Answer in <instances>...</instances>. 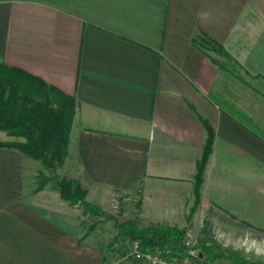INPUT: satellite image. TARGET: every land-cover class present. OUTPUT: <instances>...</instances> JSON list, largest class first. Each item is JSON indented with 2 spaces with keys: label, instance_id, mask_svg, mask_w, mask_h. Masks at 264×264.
I'll use <instances>...</instances> for the list:
<instances>
[{
  "label": "crops",
  "instance_id": "obj_1",
  "mask_svg": "<svg viewBox=\"0 0 264 264\" xmlns=\"http://www.w3.org/2000/svg\"><path fill=\"white\" fill-rule=\"evenodd\" d=\"M202 35L242 72L264 75V0H0V61L75 99L59 169L87 189L104 223L119 220L109 208L116 190L138 191L140 227H186L214 249L246 251L264 235V115L224 105L227 71L192 44ZM199 117L214 137L188 218L207 137ZM14 140L23 138L0 130V142ZM37 170L46 169L0 146V264H102L58 190L35 191Z\"/></svg>",
  "mask_w": 264,
  "mask_h": 264
},
{
  "label": "trees",
  "instance_id": "obj_2",
  "mask_svg": "<svg viewBox=\"0 0 264 264\" xmlns=\"http://www.w3.org/2000/svg\"><path fill=\"white\" fill-rule=\"evenodd\" d=\"M192 44L205 54L209 49L233 61L223 46L211 37L198 36L192 40ZM75 108L73 96L62 93L20 68L8 66L0 61V130L8 135L24 138L18 142H0V146L16 148L26 156L39 160L47 168L58 167L66 155ZM199 118L206 128L207 137L202 156L197 162L194 201L189 213L194 211L199 202L202 172L214 137L212 127L205 119ZM56 186L60 197L70 205H82L92 214H102L98 206L86 200V192L77 182L59 179ZM184 235L185 229L174 225H149L138 228L133 220H127L118 231L117 238L129 236L137 240L141 248L168 250L173 253H187L189 248H199L198 255L206 260L218 256L204 243L187 246L183 241ZM226 257L233 263L247 264L245 259H240L239 254H229Z\"/></svg>",
  "mask_w": 264,
  "mask_h": 264
},
{
  "label": "rangeland",
  "instance_id": "obj_3",
  "mask_svg": "<svg viewBox=\"0 0 264 264\" xmlns=\"http://www.w3.org/2000/svg\"><path fill=\"white\" fill-rule=\"evenodd\" d=\"M206 52L211 54L214 57H217L218 59H214V60L218 61V64L222 70L227 71L225 72V74L227 73V76H228L227 84H226V87L228 86V88L226 89L228 99H226V101L224 102V105H226V107L232 112H234L235 114L241 115V117L249 118V114H250V117H252L253 113L255 115H260L261 117H263L264 115V78H262V75H257V76L249 75L245 72H242V70L233 61L227 59L226 57L219 54L218 52L211 51L209 49H207ZM50 93L52 94L53 92H50ZM238 103L239 104L243 103L245 105L244 110H242V107L237 106ZM247 107L250 110L245 111ZM14 137H20V136H14ZM8 142H18V141L14 140V141H8ZM66 154H67V151H66ZM42 166L44 165L42 164ZM61 166L62 164L54 169H50L44 166L46 170H37V173L35 176L36 178L33 181L34 183L33 185L35 186L34 187L35 191H39L45 184H49L52 189L55 188L59 192V189L56 186V181L59 179H70L74 182H77L79 187L85 190L86 192L85 198L86 200L91 202L88 199L87 189L84 188L77 179L63 176L62 175L63 171L59 169ZM91 203L94 204L93 202ZM139 204L140 203H139V192L138 191L137 192H126V191L116 190L112 194L111 199L109 200L110 210L113 211L114 216H117V218L119 219L116 225L115 226L113 225V228L112 227L109 228L108 225L104 223L107 216L104 213V210H102L101 206L94 204L95 206H98L102 212V214L95 215L87 211L82 205H70L69 204L75 209L74 212L80 219V225L82 227V230L84 231L83 232L84 236L92 237L95 243L99 244V247L102 249V253H103L102 264H110L118 260H127L131 264H146L143 261L132 260V256L130 255L129 247L131 246L132 242L137 241V240L131 239L129 236H119L117 238L118 231L123 227L122 226L121 228H119L121 220L125 218L126 216H127L126 221L133 220L138 228H142L138 225L137 223L138 220H136V217H135V214L139 212ZM192 213H189L187 217L189 218ZM100 223L105 224V226H104V230L100 234H98L96 231V228L99 226ZM150 225H160V224H150ZM160 226H165V225H160ZM143 227H146V226H143ZM181 228L185 229V233L186 231H188L186 227H181ZM252 239H253V242L255 243L254 249L248 248L246 251L245 250L236 251L235 248H229V250H227L228 253L223 252L222 250L214 249L215 242H211L210 240H206L203 238L202 239L194 238V241H195V244L204 243L206 245H209L212 248L213 252L218 255L217 257L211 260H207V261L228 259L226 255L236 253V254H239L240 259H245L247 264H257V263L264 264V235L262 234L260 235V237H255ZM183 241H185V235H184ZM250 241L251 239L249 238V236L244 240V242H246L247 244ZM217 242L218 243L216 244L221 245L219 241ZM157 250L160 252L163 251L161 249H157ZM198 250L199 248L198 249L189 248L187 253H178V252L173 253L172 252L171 255L175 256V258H178V256L182 258H187V259H190L192 262L193 261L196 262L199 260H206L205 257L198 255L197 253Z\"/></svg>",
  "mask_w": 264,
  "mask_h": 264
},
{
  "label": "built area",
  "instance_id": "obj_4",
  "mask_svg": "<svg viewBox=\"0 0 264 264\" xmlns=\"http://www.w3.org/2000/svg\"><path fill=\"white\" fill-rule=\"evenodd\" d=\"M185 244L187 246H192L195 244L194 238L189 231L185 233ZM130 255L132 256V260L143 261L146 264H236L231 262L228 259L223 260H199L196 262H192L190 259L182 258L178 256L171 255L172 252L168 250H163L162 252L158 251L155 248H141L138 244V241L132 242L129 247Z\"/></svg>",
  "mask_w": 264,
  "mask_h": 264
}]
</instances>
